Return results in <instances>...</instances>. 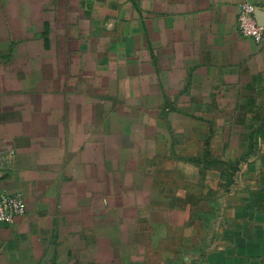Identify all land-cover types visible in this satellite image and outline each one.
Returning a JSON list of instances; mask_svg holds the SVG:
<instances>
[{"label": "crops", "instance_id": "obj_1", "mask_svg": "<svg viewBox=\"0 0 264 264\" xmlns=\"http://www.w3.org/2000/svg\"><path fill=\"white\" fill-rule=\"evenodd\" d=\"M246 1L0 0V264H264Z\"/></svg>", "mask_w": 264, "mask_h": 264}, {"label": "built area", "instance_id": "obj_2", "mask_svg": "<svg viewBox=\"0 0 264 264\" xmlns=\"http://www.w3.org/2000/svg\"><path fill=\"white\" fill-rule=\"evenodd\" d=\"M257 5L252 2H243L239 5L237 27L242 36L253 39L256 43L264 44V22L256 17ZM14 159L11 149L1 156L4 170L9 167ZM26 212V204L22 195L0 190V222L14 223L16 219Z\"/></svg>", "mask_w": 264, "mask_h": 264}, {"label": "water", "instance_id": "obj_3", "mask_svg": "<svg viewBox=\"0 0 264 264\" xmlns=\"http://www.w3.org/2000/svg\"><path fill=\"white\" fill-rule=\"evenodd\" d=\"M256 13H257V12H256ZM257 15H258V13H257ZM257 17H258L259 21L263 20V19H261V18L259 17V15H258Z\"/></svg>", "mask_w": 264, "mask_h": 264}]
</instances>
